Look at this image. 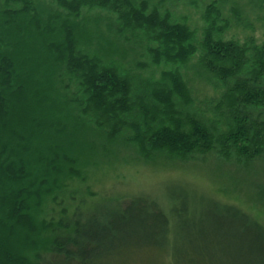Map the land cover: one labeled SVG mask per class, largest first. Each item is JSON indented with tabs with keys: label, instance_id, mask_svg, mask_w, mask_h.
I'll list each match as a JSON object with an SVG mask.
<instances>
[{
	"label": "trees",
	"instance_id": "1",
	"mask_svg": "<svg viewBox=\"0 0 264 264\" xmlns=\"http://www.w3.org/2000/svg\"><path fill=\"white\" fill-rule=\"evenodd\" d=\"M258 29L264 0H0V264H102L131 243L171 254L173 214L198 238L226 236L233 264H264L263 186L251 206L182 186L164 206L84 196L45 217L122 152L245 171L264 160Z\"/></svg>",
	"mask_w": 264,
	"mask_h": 264
},
{
	"label": "rangeland",
	"instance_id": "2",
	"mask_svg": "<svg viewBox=\"0 0 264 264\" xmlns=\"http://www.w3.org/2000/svg\"><path fill=\"white\" fill-rule=\"evenodd\" d=\"M225 7L228 9V3ZM175 10L181 13L184 11L180 5ZM196 12V9L190 8V18H195ZM256 37L264 39V30L258 29ZM200 92L199 95H202L206 90L203 88ZM110 160L102 159L99 165L89 167L81 178L69 183L66 190L57 194L56 199L45 206V217H58L65 206L70 212L72 205L84 196V201L89 203L99 197L109 199L142 194L158 200L164 206L165 201L173 199L170 195L176 196L182 186L212 195L224 202L251 206L258 189L264 187V160L256 161L248 171L221 161L213 154L196 155L183 161L156 156L152 161L144 162L132 154L122 152ZM65 195L69 201L74 197L75 202L62 200ZM173 204L179 208L177 201ZM182 220H176L174 214L171 218L170 224L176 227L171 237V254L167 249L161 250L150 244L131 243L120 248L117 256L102 264H190L189 258L195 264L234 263L229 254L224 252L227 249L218 243L220 239H226V236L210 232L198 238L191 225L193 221L189 217ZM194 222L198 223V220ZM186 223L191 227H186Z\"/></svg>",
	"mask_w": 264,
	"mask_h": 264
}]
</instances>
